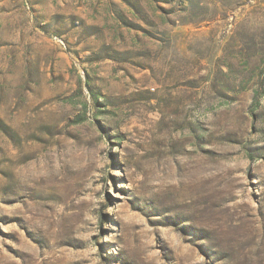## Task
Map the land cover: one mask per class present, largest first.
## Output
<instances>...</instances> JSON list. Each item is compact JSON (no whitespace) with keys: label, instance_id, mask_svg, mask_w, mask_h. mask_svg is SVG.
I'll use <instances>...</instances> for the list:
<instances>
[{"label":"rangeland","instance_id":"rangeland-1","mask_svg":"<svg viewBox=\"0 0 264 264\" xmlns=\"http://www.w3.org/2000/svg\"><path fill=\"white\" fill-rule=\"evenodd\" d=\"M0 264H264V0H0Z\"/></svg>","mask_w":264,"mask_h":264}]
</instances>
